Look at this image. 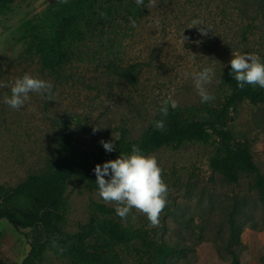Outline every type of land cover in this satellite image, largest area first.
Instances as JSON below:
<instances>
[{
	"label": "rangeland",
	"instance_id": "374dc122",
	"mask_svg": "<svg viewBox=\"0 0 264 264\" xmlns=\"http://www.w3.org/2000/svg\"><path fill=\"white\" fill-rule=\"evenodd\" d=\"M54 1L16 0L9 12L0 14V83L9 85L0 87V184L6 186L51 171L63 121L74 127L76 146L97 156L100 141L116 140L122 129L141 135L169 96L191 115V109L203 104L193 81L203 68L214 70L207 87L217 102L229 92L220 89V81L232 53H251L264 62V0H155V6L146 0L142 17L128 12L130 0H98L104 6L112 3L117 11L75 43L67 62L47 66L30 48L37 44L33 35L26 41L19 35L28 20ZM193 20L211 30L201 35ZM182 34L189 38L184 43ZM131 66L134 83L120 74ZM25 73L51 82L53 96L49 100L30 93L26 104L14 110L3 98L11 96V85ZM229 126L238 139L250 140L264 174V104L242 101L230 110ZM217 146L215 138L145 155L155 157L162 169L167 205L158 227L135 209L126 221L119 217L138 237L114 244L112 264H264L259 175L242 173L238 182L228 180L211 167ZM86 181L84 173L68 180L63 227L69 232L89 222L94 202L105 203ZM0 227V264H21L30 251L43 264H87L49 252L39 229L16 230L7 220Z\"/></svg>",
	"mask_w": 264,
	"mask_h": 264
},
{
	"label": "trees",
	"instance_id": "16d2710c",
	"mask_svg": "<svg viewBox=\"0 0 264 264\" xmlns=\"http://www.w3.org/2000/svg\"><path fill=\"white\" fill-rule=\"evenodd\" d=\"M15 1L0 0V14L9 12ZM145 4L146 0L142 5L130 0L128 12L142 17L146 13ZM113 10L117 11L115 5L104 6L98 0H67V3L56 0L21 27L23 31L19 40L26 41L33 35L37 44L30 48L41 55L45 65H61L70 59L75 43L104 25L105 16L114 15ZM230 72L229 64L220 81V89L229 90L223 99L194 107L190 110L191 115H185L180 107L172 109L169 106L168 116L162 117L159 109L153 121L164 119V131L156 130L153 121L138 137L132 136L128 129H122L111 152H106L101 146L97 156H93L80 149L76 146L74 127L70 121H63L58 133L59 155L51 171L44 176L30 175L29 179L16 186L0 184V222L7 220L16 230H41L45 246L57 256L87 264H112L109 253L113 251L114 244H129L138 237V233L120 221L114 207L100 202H94L96 212L79 231L65 230L67 183L75 174L84 173L87 186L98 190L95 166L115 160L121 153L131 154L133 145L138 146L143 155H148L164 146L177 147L194 141L210 143L216 138L217 152L211 158V167L231 182H238L242 173H256L259 175L258 187L264 192V174L254 160L250 140L238 139L229 126L230 110L242 101L264 104V88L246 85L241 90ZM120 74L134 83L133 66ZM2 236L0 227V239ZM53 241L58 247H53ZM21 264L43 263L30 251Z\"/></svg>",
	"mask_w": 264,
	"mask_h": 264
},
{
	"label": "clouds",
	"instance_id": "9594fccd",
	"mask_svg": "<svg viewBox=\"0 0 264 264\" xmlns=\"http://www.w3.org/2000/svg\"><path fill=\"white\" fill-rule=\"evenodd\" d=\"M67 3V0H63ZM137 4H143V0H136ZM155 6V0L152 5ZM135 27V21H131ZM192 27H197L201 35H207L210 28L204 27L202 21L193 20ZM203 26V27H199ZM183 36V43L189 38ZM231 65L230 75L236 81L237 86L242 90L246 85L264 88V62L259 57L245 53L242 55L232 53L229 61ZM214 70L205 67L193 75L194 87L201 99V103H210L215 100V95L208 91V85L213 81ZM0 87H9L8 84L0 83ZM54 85L41 78L25 73L17 78L10 87L11 96L5 95L3 102L14 110L22 108L29 100V94L35 93L47 96L51 100ZM169 106L172 109L178 107V102L171 96L164 99L160 114L167 117ZM153 126L156 130H165L164 119L154 120ZM97 128L93 129L95 132ZM106 152L115 149V140H101ZM96 175L97 192L96 196L106 204H114L117 215L122 220H127L132 209L144 214L151 227L160 225V215L167 205L168 187L162 179V169L153 156H145L138 146L133 145L131 154H120L115 160H109L103 165L97 164L94 168ZM109 176L110 179H105ZM134 218V217H133ZM53 247H58L53 241ZM61 252L63 248H59Z\"/></svg>",
	"mask_w": 264,
	"mask_h": 264
},
{
	"label": "crops",
	"instance_id": "0c3cea01",
	"mask_svg": "<svg viewBox=\"0 0 264 264\" xmlns=\"http://www.w3.org/2000/svg\"><path fill=\"white\" fill-rule=\"evenodd\" d=\"M254 264H258V262H255Z\"/></svg>",
	"mask_w": 264,
	"mask_h": 264
}]
</instances>
